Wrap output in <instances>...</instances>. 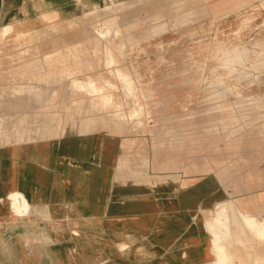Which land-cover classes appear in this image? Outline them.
I'll list each match as a JSON object with an SVG mask.
<instances>
[{"label": "rangeland", "instance_id": "rangeland-1", "mask_svg": "<svg viewBox=\"0 0 264 264\" xmlns=\"http://www.w3.org/2000/svg\"><path fill=\"white\" fill-rule=\"evenodd\" d=\"M66 132L101 142L100 160L84 149V174L114 178L110 201L122 210L50 233L25 197L16 207L20 192L4 194L0 264L151 262L158 251L137 225L163 190L176 223L159 230L206 236L205 254L177 264H215L211 223L251 245L230 242L236 264H264V0H82L3 25L0 146ZM27 224L37 230L26 235Z\"/></svg>", "mask_w": 264, "mask_h": 264}, {"label": "crops", "instance_id": "crops-1", "mask_svg": "<svg viewBox=\"0 0 264 264\" xmlns=\"http://www.w3.org/2000/svg\"><path fill=\"white\" fill-rule=\"evenodd\" d=\"M78 1L82 0H0V29L3 25L36 19L56 8L70 6ZM86 147L91 149L90 163L94 159L100 160L101 142L88 138L84 132H66L58 137L42 139L29 138L24 142H8L0 146V199L4 194L20 192V199H15L16 207L26 206V198L30 215L36 219L44 217L47 223L45 229L50 233L58 229H62V232L69 225L83 227L85 215L99 218L108 213L107 209L116 214L115 211L122 208L116 207L117 204L112 203L109 196L111 184L116 180L106 175L84 174L93 169L91 164L87 168L82 165ZM105 157L110 160L109 153ZM157 198H162L157 207L146 213L153 218L146 220L140 227L134 224L149 236L152 250L158 251L151 255L155 257L154 260L145 264H177L182 258L187 261L199 259L207 252L204 233L191 231L187 226L179 229L177 225L173 233L161 232L160 224L166 221L176 223V200L165 202L164 190L162 193L157 191ZM133 210L130 207L128 211ZM36 219L35 223L38 222ZM30 224L19 229L24 233L37 230ZM63 241L62 237L59 238V246H64ZM172 244H176V247L180 244L186 246L178 248L181 252L176 250L168 258L163 255L162 250ZM159 257H163L162 260L155 261ZM11 261L13 264L57 262L51 255L13 256Z\"/></svg>", "mask_w": 264, "mask_h": 264}, {"label": "bare ground", "instance_id": "bare-ground-1", "mask_svg": "<svg viewBox=\"0 0 264 264\" xmlns=\"http://www.w3.org/2000/svg\"><path fill=\"white\" fill-rule=\"evenodd\" d=\"M86 86V84H85ZM90 89V88H89ZM231 209V208H230ZM235 209V208H234ZM236 210V209H235ZM225 218V217H224ZM252 220V219H251ZM259 228V227H258ZM209 230L212 232L213 236H214V244H215V248H213L212 251H214L215 253L218 254L217 259L214 260L215 264H236L234 257L235 256V246H242V248L248 252H250L251 249V245L246 243L245 241H242L241 238L238 237V235L236 236V234L238 233L237 231H235L234 229H232L231 227H229L228 225L225 226H220V224L218 223H211L209 225ZM237 232V233H236ZM257 233L259 235H263L264 236V228H261L257 231ZM249 237H247L248 239ZM230 242H238V244H236L235 246H233L234 248H231L230 245L232 243ZM250 247V248H249ZM254 248V247H252ZM253 253H254V249ZM250 254V253H249ZM253 255V254H252ZM238 257V256H237ZM253 257V256H252ZM255 257V256H254ZM253 257V259H257L258 257L256 256L255 258ZM264 258V256L260 259L262 260ZM236 259V258H235ZM259 259V258H258ZM240 260V259H239ZM259 260V261H260ZM256 261V260H255ZM242 262V263H241ZM249 262V261H248ZM238 263H245L244 260H241ZM250 263V262H249ZM247 263V264H249ZM257 263V262H256ZM261 263H264V259L263 261H261ZM251 264V263H250ZM260 264V262H259Z\"/></svg>", "mask_w": 264, "mask_h": 264}]
</instances>
